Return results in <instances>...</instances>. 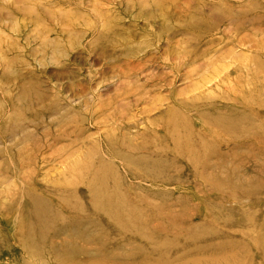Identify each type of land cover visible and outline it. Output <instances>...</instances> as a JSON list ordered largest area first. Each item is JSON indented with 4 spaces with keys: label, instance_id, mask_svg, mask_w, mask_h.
<instances>
[{
    "label": "rangeland",
    "instance_id": "obj_1",
    "mask_svg": "<svg viewBox=\"0 0 264 264\" xmlns=\"http://www.w3.org/2000/svg\"><path fill=\"white\" fill-rule=\"evenodd\" d=\"M0 264H264V0H0Z\"/></svg>",
    "mask_w": 264,
    "mask_h": 264
},
{
    "label": "bare ground",
    "instance_id": "obj_2",
    "mask_svg": "<svg viewBox=\"0 0 264 264\" xmlns=\"http://www.w3.org/2000/svg\"><path fill=\"white\" fill-rule=\"evenodd\" d=\"M244 46V45H243ZM183 61V60H182ZM115 67V66H114ZM149 77V76H148ZM145 79V78H144ZM145 80H147V79H145ZM148 81H149V79H148ZM191 82V81H190ZM197 84V83H196ZM196 84H194V83H192V87H196ZM191 87V88H192ZM188 88H190V87H188ZM198 88V87H197ZM195 90H197L196 88H195ZM200 97V96H199ZM198 97V98H199ZM200 99V98H199ZM197 100L198 99H196V102H197ZM195 100L193 99V102H194ZM200 101V100H199ZM186 103V102H185ZM192 103V102H191ZM190 103V104H191ZM136 104V103H135ZM171 111H173V110H170L169 112H171ZM173 114H174V112H173ZM177 114V113H176ZM182 116V115H181ZM175 117H177V115L175 116ZM174 117V115H167L166 117H165V119H164V121H165V125L164 126H166L164 129H163V132H165V133H163L164 134V137L165 136H169L168 138H169V140L171 139V137L170 136H172V134L175 132V131H173L174 129V127H175V129H176V123L178 122H176V118ZM161 117H159L158 119H160ZM181 119L183 118V117H180ZM178 120V119H177ZM161 121V120H160ZM184 121V120H183ZM153 122L155 123V121L153 120ZM152 122V123H153ZM150 123H151V121H150ZM152 123L150 124V125H152ZM174 123V124H173ZM121 125V124H120ZM178 126V125H177ZM170 127V128H169ZM179 127V126H178ZM173 129V130H172ZM181 129H183L182 127H181ZM123 139V138H122ZM173 144H176V143H174V142H172ZM155 146V145H154ZM137 148V147H136ZM135 150H137V149H135ZM75 153V152H74ZM117 155V154H116ZM95 158V157H94ZM93 158V159H94ZM99 163H101L100 165H101V167L98 169V170H94L93 172H91V174H90V182H94V183H90L89 185H88V190H89V193H90V198H91V200L93 201V203H94V209H92V211L93 212H95L96 214H100V213H102L103 215H106V217L109 219V220H111L113 223H115V224H118L117 226H120L119 225V223L116 221V220H114L113 221V219H111L110 218V216L108 215V214H110L111 212H112V210L113 209H111L109 206H111L112 208H113V205L112 204H116V205H118L119 206V208H121V207H124L123 205H124V203H119V202H117V203H115V201L114 202H111V199L109 198V196L108 195H112V194H109L108 192H107V190H106V187H105V185H104V181H103V176H101V169H103V168H105V169H108L109 170V167L108 166H106L105 164H107V162L105 161V159L103 158V157H101V156H99ZM75 167V166H74ZM70 168H71V166H70ZM92 168V167H91ZM72 169V168H71ZM90 169V168H89ZM47 171V170H46ZM80 175V174H79ZM119 183V182H118ZM69 190H71V189H69ZM112 191V190H111ZM74 192V191H73ZM71 194H73V193H71ZM37 200H35L36 202H34V203H36V205H34V203L33 204H31V208H32V215L36 218V220H39V221H41V222H45V220H48V216L50 217V213H49V208H47L46 207V209H47V213L45 212V210L46 209H44V206H46L45 204H43L42 203V199H39V198H36ZM109 209H111V210H109ZM122 209V208H121ZM107 210H109V211H107ZM100 212V213H99ZM52 216V215H51ZM118 219H119V217H118ZM44 227H46V226H44ZM42 228L41 229V231H40V236H42V235H44V233H49V232H51L52 230H53V228L52 229H49V228ZM46 229V230H45ZM44 230V231H43ZM39 236V237H40ZM59 237H61V235L60 234H56L55 233V235H52V239H57V238H59ZM67 253V252H66Z\"/></svg>",
    "mask_w": 264,
    "mask_h": 264
}]
</instances>
